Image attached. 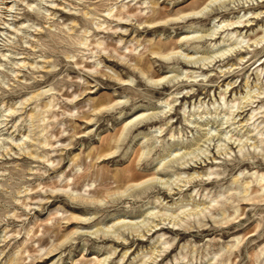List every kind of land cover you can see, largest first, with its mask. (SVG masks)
<instances>
[{
  "label": "rangeland",
  "instance_id": "rangeland-1",
  "mask_svg": "<svg viewBox=\"0 0 264 264\" xmlns=\"http://www.w3.org/2000/svg\"><path fill=\"white\" fill-rule=\"evenodd\" d=\"M263 30L264 0H0V264H264Z\"/></svg>",
  "mask_w": 264,
  "mask_h": 264
},
{
  "label": "bare ground",
  "instance_id": "bare-ground-1",
  "mask_svg": "<svg viewBox=\"0 0 264 264\" xmlns=\"http://www.w3.org/2000/svg\"><path fill=\"white\" fill-rule=\"evenodd\" d=\"M153 4V14H152V16L150 17V18H148L145 22L146 23H149L150 24V27H151V29L152 30H154V29H166V24H163V25H161L159 22L163 19V17L165 16L164 15V12L162 11V10H157L156 9V5H155V3H152ZM211 5V4H210ZM210 5H206L204 8H202L201 9V11H199L200 13L203 11V10H206L207 8H209V6ZM194 14V13H193ZM196 14H199V13H196ZM192 15V14H191ZM118 16V15H117ZM187 16V15H186ZM200 16V15H199ZM119 17V16H118ZM192 17V16H191ZM194 18L195 17H193V20H194ZM120 19H122V18H120ZM184 19V18H183ZM192 19V18H191ZM196 19V18H195ZM118 20V19H117ZM239 20V19H238ZM120 21H122V20H120ZM127 21V20H126ZM184 21H186V18H185V20ZM190 21V20H189ZM249 21L250 20H245L244 22H241V21H237V22H233V21H228V22H226V21H222L221 22V24L223 23H226V24H224V25H220L221 26V28H223V27H226V30H227V27H231L232 26V28H231V30H233V29H236V28H240V24H243L242 25V28H245L247 25H245L246 23L248 24L249 23ZM171 22H173V21H171ZM169 23V22H168ZM175 24H177L176 22H175ZM173 25H174V23H173ZM147 27H149V26H147ZM99 28V27H98ZM150 29V30H151ZM225 30V31H226ZM120 33V34H123V33H125V32H127V30H123V28H119V31H118V28L116 27V29H115V31H114V34H117V33ZM262 32V31H261ZM260 32V33H261ZM259 33V34H260ZM255 36H257V35H255ZM255 36H253V37H251V38H255ZM263 36H264V30H263ZM250 40V39H249ZM255 40H257V39H255ZM260 40H264V38L263 37H261V39ZM260 40H258V41H260ZM257 41V42H258ZM255 43H256V41H254ZM164 47H168L169 46V44H167V43H164V44H162ZM149 52L151 53V54H156V55H158V56H161V52H159V50L158 49H156V48H153V47H150L149 48ZM165 56V55H164ZM163 56V57H164ZM108 57H111V56H108ZM168 57V56H167ZM240 60H242V58H240ZM137 63V65L139 66V67H143L145 64L143 63V61H141V59H139V60H137L136 61ZM42 68H46V67H43L42 66ZM144 70V69H143ZM144 72V71H143ZM142 72V70H140V73H143ZM186 77V76H185ZM188 78H195V76H192V75H190V77H188ZM192 82V81H191ZM227 86H229V84H227ZM227 90V89H226ZM90 94V93H89ZM37 96V94H35V95H32L30 98L32 99L33 97H36ZM186 98V96L184 95L183 96V99H185ZM251 103V102H250ZM103 104V103H102ZM249 103H247L246 105H244V103H243V106L242 107H237V110L238 109H241V111L240 112H238L235 116H234V118L236 117V116H241L246 110L244 109V108H246L247 107V105H248ZM169 106H170V104H168ZM92 112H95V113H97V112H101V106L100 105H98V104H93L92 105ZM106 108V107H105ZM244 109V110H243ZM9 112L12 114V113H14V109H9ZM142 116L143 115H141V117L138 115L136 118V120H139L137 123H135L134 125H132V122L133 121H130L128 124H126L124 127H123V129H122V131H121V134H120V136L116 139L115 138V140L112 142V144L111 145H109L110 147H109V149H107V151H104V152H102V153H100L99 155H98V157H97V159H100V158H109L110 159V157H112V156H114V154H115V151H114V149L115 148H117L118 146H117V144H118V142L120 141V137L123 135V133L125 132V131H136L137 130V128L138 127H145V126H147V125H149V124H152V123H155L156 122V117L154 116V117H148L147 119H142L141 120V118H142ZM233 118V119H234ZM134 120V119H133ZM88 121V123L89 122H91L92 120H87ZM143 124V125H142ZM142 125V126H141ZM25 137V136H24ZM222 152V151H221ZM30 155H32V153L30 154ZM89 156H91V154H89ZM207 156V155H206ZM207 159H209L208 158V156H207ZM211 159V158H210ZM216 158H215V156L213 155L212 156V159H211V161H214ZM205 162V161H204ZM195 164H196V162H194ZM202 163V162H201ZM245 165V164H244ZM248 165V164H247ZM254 165H257V167H261V166H264V162H262V164H259V161L258 162H256ZM195 166V165H194ZM199 166H200V163H199ZM250 166V165H249ZM196 167H193V166H191V165H189V168L188 169H186V170H194ZM200 168H201V166H200ZM184 169V168H183ZM182 170V169H181ZM103 173V172H102ZM131 174V175H128V174ZM203 177V175H201V173H199L198 171H193V173L192 174H187V176L185 177V181H183V183H185V184H194V183H205V181L206 180H203L202 179V177ZM138 177H141V175H139V174H137L134 170H133V168L131 167V166H128L127 168H125V169H123V170H121V171H118L114 176H113V178H112V180H113V182L114 183H116L117 184V186H116V189L117 190H119V189H124L122 192H120V196H123V194H124V192H126V191H128V190H131V189H133V190H137V189H139V186H142V185H144V184H146L147 182H153L154 181V179H147V180H144V181H141V182H139L138 180H137V178ZM200 178V179H199ZM153 180V181H152ZM208 180V179H207ZM212 180V179H211ZM124 181H126V185H125V187H124V185L122 184ZM262 181V179L259 181V183ZM264 181V180H263ZM155 182V181H154ZM157 182V181H156ZM208 182V181H207ZM207 182H206V184H207ZM210 183V182H209ZM122 184V185H121ZM161 185V184H160ZM166 185V184H165ZM176 187L177 188H167V189H165V192H164V196H174V195H177V194H179V193H181L183 190H182V187H181V185H176ZM185 187V186H184ZM186 189V188H185ZM184 189V190H185ZM173 190L174 191H177V193L176 192H173ZM252 191H254V190H252ZM251 191V192H252ZM264 191V186H262V192ZM119 192V191H118ZM245 192H247V189L245 190ZM66 193V192H65ZM67 194V193H66ZM251 194V193H250ZM68 196H75L74 194H67ZM80 196H82V195H80ZM232 196H236L235 194H232ZM248 196H250V195H248ZM83 198V197H82ZM242 201H246L245 202V204L244 205H249V202H251V201H253V199H251V198H243L242 199ZM253 203V202H252ZM251 203V204H252ZM243 204V203H242ZM72 220H77V221H83V219H80V218H77V217H73V219ZM164 221V220H163ZM159 225H160V223H157V224H153L152 226H150V228H148L147 230H146V233H151V232H153L154 231V233H153V235L154 234H156L158 231H163L164 230V227L163 228H160L159 227ZM174 225H176V224H174ZM165 230H173V229H165ZM141 238H143L144 237V235H142V236H140ZM126 254H127V251L126 252H124V254H123V256L121 257L122 258V260L124 259V257L126 256ZM106 261V259L105 260H103L100 264H103L104 262Z\"/></svg>",
  "mask_w": 264,
  "mask_h": 264
}]
</instances>
